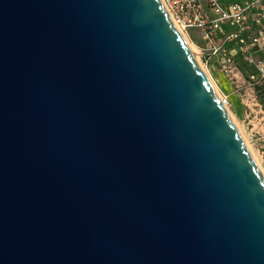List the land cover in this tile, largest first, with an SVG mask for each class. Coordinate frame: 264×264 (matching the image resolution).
Segmentation results:
<instances>
[{
    "label": "water",
    "instance_id": "obj_1",
    "mask_svg": "<svg viewBox=\"0 0 264 264\" xmlns=\"http://www.w3.org/2000/svg\"><path fill=\"white\" fill-rule=\"evenodd\" d=\"M0 264H264V174L161 0H0Z\"/></svg>",
    "mask_w": 264,
    "mask_h": 264
},
{
    "label": "built area",
    "instance_id": "obj_2",
    "mask_svg": "<svg viewBox=\"0 0 264 264\" xmlns=\"http://www.w3.org/2000/svg\"><path fill=\"white\" fill-rule=\"evenodd\" d=\"M178 31L192 40L201 65L217 69L235 79L241 74L239 61L253 66L252 79L264 92V61L255 54L264 51V0H161ZM254 25L258 32L247 36ZM203 59V62H202ZM219 94V93H218ZM227 108L229 99L219 94Z\"/></svg>",
    "mask_w": 264,
    "mask_h": 264
},
{
    "label": "rangeland",
    "instance_id": "obj_3",
    "mask_svg": "<svg viewBox=\"0 0 264 264\" xmlns=\"http://www.w3.org/2000/svg\"><path fill=\"white\" fill-rule=\"evenodd\" d=\"M186 40L196 54L198 50L192 40ZM255 57L264 61V55L261 53L255 54ZM239 64L241 74L235 79L227 77L212 66L203 67L217 92L228 97L227 110L264 174V109L256 93V86L261 85L251 77L256 71L253 66H248L243 61H239Z\"/></svg>",
    "mask_w": 264,
    "mask_h": 264
},
{
    "label": "crops",
    "instance_id": "obj_4",
    "mask_svg": "<svg viewBox=\"0 0 264 264\" xmlns=\"http://www.w3.org/2000/svg\"><path fill=\"white\" fill-rule=\"evenodd\" d=\"M232 1H237V0H232ZM258 31H259L258 28H257V27L254 25V23H253V27H252L251 30H249V31L247 32V36H252V35L256 34ZM257 53H261V54L264 55V51H263V52L260 51V52H257ZM257 53H256V54H257ZM211 66H212L213 69H217V67H216V65H215V63H214V61L212 62Z\"/></svg>",
    "mask_w": 264,
    "mask_h": 264
},
{
    "label": "trees",
    "instance_id": "obj_5",
    "mask_svg": "<svg viewBox=\"0 0 264 264\" xmlns=\"http://www.w3.org/2000/svg\"><path fill=\"white\" fill-rule=\"evenodd\" d=\"M256 93L258 95V101L260 102V104L264 109V92L261 86H256Z\"/></svg>",
    "mask_w": 264,
    "mask_h": 264
}]
</instances>
